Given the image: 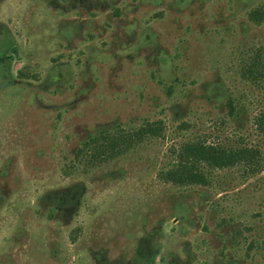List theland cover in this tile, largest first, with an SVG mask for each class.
I'll return each mask as SVG.
<instances>
[{
	"label": "rangeland",
	"instance_id": "1",
	"mask_svg": "<svg viewBox=\"0 0 264 264\" xmlns=\"http://www.w3.org/2000/svg\"><path fill=\"white\" fill-rule=\"evenodd\" d=\"M82 3L71 78L41 102L58 110L56 128L44 148L11 155L21 178L46 177L42 189L56 179L58 193L81 190L75 207L58 208L57 253L36 264H264V0ZM253 58L254 79L244 72ZM22 84L5 91H40ZM190 141L259 156L196 162L205 183L164 180Z\"/></svg>",
	"mask_w": 264,
	"mask_h": 264
},
{
	"label": "flooded vegetation",
	"instance_id": "2",
	"mask_svg": "<svg viewBox=\"0 0 264 264\" xmlns=\"http://www.w3.org/2000/svg\"><path fill=\"white\" fill-rule=\"evenodd\" d=\"M80 2L82 5L75 9L74 0H0V181H4L0 185L2 260L23 255L36 264L41 262L43 255L51 257L56 254L58 208L67 210V206L77 205L80 189L68 194L58 193L53 178V183L45 184L49 189H42V184L36 181L46 182V177L42 179L25 173L21 178L13 171L15 169H11L14 161L11 155L16 157L26 148H44L48 135L56 128L58 110L43 108L41 102L57 100V84L71 78L73 40L81 36L77 28L80 21L82 24L86 21L83 11L88 10L87 4ZM43 52L47 53L43 56L46 60L38 56ZM41 64L43 69L39 68ZM20 81L24 83L22 85L36 84L40 91H5L7 85H16ZM16 100L20 106L9 108L8 103ZM26 101L35 103L26 105ZM70 175L63 172L64 178ZM34 193H43V198L36 196L31 200ZM112 254L114 258H120L115 256L116 253Z\"/></svg>",
	"mask_w": 264,
	"mask_h": 264
},
{
	"label": "trees",
	"instance_id": "3",
	"mask_svg": "<svg viewBox=\"0 0 264 264\" xmlns=\"http://www.w3.org/2000/svg\"><path fill=\"white\" fill-rule=\"evenodd\" d=\"M261 16L262 14L257 9L249 14V17L255 22H258ZM258 65L259 61L253 58L244 72L254 79L261 75ZM145 130H151L154 133L155 129L148 125ZM92 141L99 142V138L95 137ZM258 156L259 152L255 148H226L217 144H207L203 141H190L180 146L178 163L173 169L165 172L162 178L174 183H205V177L196 168V162H203L209 167L223 168L231 166L237 161L252 164Z\"/></svg>",
	"mask_w": 264,
	"mask_h": 264
}]
</instances>
